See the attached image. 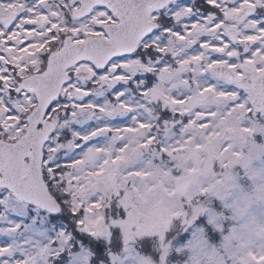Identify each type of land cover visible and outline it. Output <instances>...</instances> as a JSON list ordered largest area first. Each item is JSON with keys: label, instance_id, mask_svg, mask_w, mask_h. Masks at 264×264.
I'll list each match as a JSON object with an SVG mask.
<instances>
[{"label": "snow or ice", "instance_id": "6c2138e0", "mask_svg": "<svg viewBox=\"0 0 264 264\" xmlns=\"http://www.w3.org/2000/svg\"><path fill=\"white\" fill-rule=\"evenodd\" d=\"M0 264H264V0H0Z\"/></svg>", "mask_w": 264, "mask_h": 264}]
</instances>
